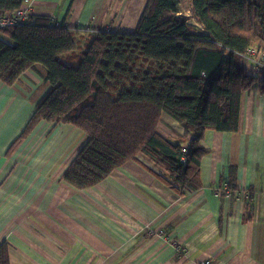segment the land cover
Listing matches in <instances>:
<instances>
[{"label": "crops", "instance_id": "1", "mask_svg": "<svg viewBox=\"0 0 264 264\" xmlns=\"http://www.w3.org/2000/svg\"><path fill=\"white\" fill-rule=\"evenodd\" d=\"M146 3L32 0L27 12L67 19L70 28L96 34L112 24L134 31ZM179 15L203 29L189 0H179ZM44 75L37 65L12 86L0 83V243L10 244L11 264H264V95L259 88L242 94L238 131L205 132L203 188L177 196L154 173L163 175V169L143 156L154 172L132 160L94 187L67 184L63 174L87 141L72 125L42 121L9 153L50 89ZM158 132L175 142L185 129L163 113ZM229 175L236 189L253 191L248 201L217 194ZM149 227L165 236H152Z\"/></svg>", "mask_w": 264, "mask_h": 264}, {"label": "trees", "instance_id": "2", "mask_svg": "<svg viewBox=\"0 0 264 264\" xmlns=\"http://www.w3.org/2000/svg\"><path fill=\"white\" fill-rule=\"evenodd\" d=\"M23 2L0 0V17ZM189 2L203 29L179 15V0H147L134 31L93 34L49 15L0 28V83L12 86L41 65L50 85L9 153L42 121L68 124L87 135L62 177L76 189L96 186L132 160L154 172L141 156L163 169L154 173L177 196L202 189L205 132L238 131L242 94L259 88L264 95V70L257 76L243 62L250 47L264 55V0ZM77 47H85L78 65L64 63ZM163 113L185 129L175 142L158 132ZM225 183L237 188L230 175ZM0 264H11L7 240Z\"/></svg>", "mask_w": 264, "mask_h": 264}, {"label": "built area", "instance_id": "3", "mask_svg": "<svg viewBox=\"0 0 264 264\" xmlns=\"http://www.w3.org/2000/svg\"><path fill=\"white\" fill-rule=\"evenodd\" d=\"M32 0H24L21 8L17 11L12 12L6 16L0 17V28L4 27H12L21 23H24L28 20L29 14L28 9L30 7ZM53 21L57 24L61 23L60 20L53 17ZM243 62L245 66L249 67L255 74H258L260 77L262 76V72L264 70V55L263 53L255 46L250 47L247 50V53L243 57ZM184 152H187L186 147L183 148ZM183 161L186 162V158H183ZM228 183L222 185L217 190V194L233 198L236 197L241 201H248L250 197V191H245L243 189H233ZM223 196V195H222ZM148 232L152 234V236L156 235L158 237H164L165 232L163 230L154 231L151 227H149ZM202 264H212L211 260H206Z\"/></svg>", "mask_w": 264, "mask_h": 264}, {"label": "rangeland", "instance_id": "4", "mask_svg": "<svg viewBox=\"0 0 264 264\" xmlns=\"http://www.w3.org/2000/svg\"><path fill=\"white\" fill-rule=\"evenodd\" d=\"M61 21V20H60ZM62 22V21H61ZM67 22V23H66ZM66 24H68V25H70L69 24V22L67 21V19H66ZM121 28V26H117L116 24H112L111 26H109L108 28H106L107 30H115V29H120ZM87 39V38H86ZM83 50H85V47H81L80 49H79V47H77V49L76 50H74V51H72V52H70V53H67V54H65V55H63L62 57H61V59H62V61L64 62V63H66V64H68V65H72V66H77L78 65V63H79V61H80V57H81V55H80V53H81V51H83ZM39 66H41V65H39ZM43 67V66H42ZM257 76H258V74H257ZM10 147V146H9ZM6 153V152H5ZM4 153V154H5ZM3 155V154H2Z\"/></svg>", "mask_w": 264, "mask_h": 264}]
</instances>
